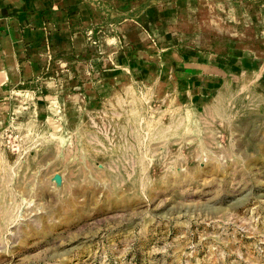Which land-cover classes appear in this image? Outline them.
I'll return each instance as SVG.
<instances>
[{"label": "rangeland", "instance_id": "obj_1", "mask_svg": "<svg viewBox=\"0 0 264 264\" xmlns=\"http://www.w3.org/2000/svg\"><path fill=\"white\" fill-rule=\"evenodd\" d=\"M164 83H97L62 112L1 94L0 264H264V89L198 107Z\"/></svg>", "mask_w": 264, "mask_h": 264}, {"label": "crops", "instance_id": "obj_2", "mask_svg": "<svg viewBox=\"0 0 264 264\" xmlns=\"http://www.w3.org/2000/svg\"><path fill=\"white\" fill-rule=\"evenodd\" d=\"M107 29L118 50L89 54L91 32ZM137 77L198 107L221 88L264 89V0H0V96L33 90L62 112L80 109L94 84Z\"/></svg>", "mask_w": 264, "mask_h": 264}, {"label": "bare ground", "instance_id": "obj_3", "mask_svg": "<svg viewBox=\"0 0 264 264\" xmlns=\"http://www.w3.org/2000/svg\"><path fill=\"white\" fill-rule=\"evenodd\" d=\"M14 96H16V98H18L19 100L25 99L27 102H32V100H33L32 93H27V92H24V91L15 92Z\"/></svg>", "mask_w": 264, "mask_h": 264}]
</instances>
